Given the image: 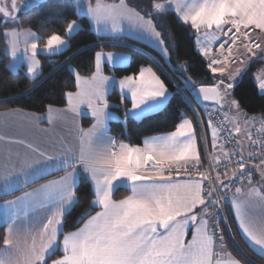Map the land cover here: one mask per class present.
I'll return each mask as SVG.
<instances>
[{
  "label": "snow or ice",
  "instance_id": "1",
  "mask_svg": "<svg viewBox=\"0 0 264 264\" xmlns=\"http://www.w3.org/2000/svg\"><path fill=\"white\" fill-rule=\"evenodd\" d=\"M39 2L29 0L24 8L30 9ZM80 7L98 32L113 38H121L125 33H140L146 40L154 42L165 57L168 49L150 18L154 15L171 10L197 33L201 29L213 28L224 35L232 33L230 41L225 40L219 45L221 51L215 56L210 47H200V53L210 57L208 68L211 73H219L223 78L213 85L198 88L190 78L185 81L204 101L211 99L220 104L231 96V90L239 83L238 77L242 79L241 68L231 67L244 63L242 56H232L231 45H235L237 40L243 37L241 45L250 57L256 55L254 49L264 53L261 44L251 38L255 29L264 31V0H165V3L151 0L152 11L147 13V19L128 7L126 0L112 4L96 0L94 6L89 0ZM18 11L17 0L10 3L0 0V22H14V13ZM78 27L73 20L65 31L71 36ZM241 28L245 31L241 32ZM4 35L14 62L18 59L19 37L33 38V42H25L22 54L28 61L27 74L35 79L40 68V61L36 58L39 45L35 42L39 37L31 30L24 33L11 30ZM208 35L205 32V37ZM67 43L61 35L53 34L39 51L55 54ZM229 43L225 49L224 45ZM94 59L95 72L91 78L83 79L76 73L77 86L83 83L85 87L77 93H66L71 111L78 112L79 105L84 104L91 109L90 116L95 118L91 128L80 130L78 151L48 154L28 145L36 153L34 157L22 159L19 166L5 165L4 171L0 172V194L25 190L54 172H65L58 180H50L32 191H23V195L15 200L0 204L4 211L3 222L7 226L4 244L12 249L4 259H0V264H47L46 258H51L57 251L62 255L53 259L52 264H240L227 253L218 225H210L207 218L211 216L207 207L218 204L213 198L217 187L221 190L229 187L222 179V175L226 179L228 173L216 172L213 175L205 170L200 180L189 179L179 183L173 179V173L189 172L200 162L192 122L184 119L171 133L145 139L143 148L124 143L117 145L113 138L107 136L110 113L107 112L106 92L110 78L101 74L102 62L114 61L116 55L100 51L95 53ZM180 68L183 70L184 66ZM257 79L264 94V73ZM113 83L118 84L122 96L129 93L131 96V108L126 109L125 120L131 118L143 122L154 119L164 114L171 103L172 93L150 67H141L138 73L124 76L119 81L113 78ZM228 104L239 111L237 100L230 99ZM220 106L223 107L222 104ZM52 111L49 106V113ZM48 119L51 120V115ZM208 123L211 126V120ZM218 131L216 128L212 131L214 148L217 147ZM234 131L240 132L238 124ZM117 147L118 151L115 150ZM224 155L228 156L227 153ZM211 159L220 163L217 156ZM239 167L242 169L244 165L241 163ZM148 172L155 175L146 174ZM82 174L92 185L93 207H99L100 211L95 215L89 212L83 227L64 233L65 218L80 202L77 190ZM204 181H208L207 189ZM125 184L130 187L132 195L114 200V190ZM241 191L240 188L235 189L237 194ZM248 196L264 201V192L259 189L250 190ZM233 204L242 238L264 255V215L253 218L248 212L247 201H233ZM199 205L206 207L201 209L203 215L198 218L196 208ZM41 212L43 218L34 224L32 217ZM190 225L193 229L191 239L186 240ZM22 233L23 240H20ZM60 236L62 241L58 240Z\"/></svg>",
  "mask_w": 264,
  "mask_h": 264
},
{
  "label": "trees",
  "instance_id": "2",
  "mask_svg": "<svg viewBox=\"0 0 264 264\" xmlns=\"http://www.w3.org/2000/svg\"><path fill=\"white\" fill-rule=\"evenodd\" d=\"M27 2L29 0H18L19 13L14 22H0V109L21 108L42 113L51 105L65 106L66 93L77 88V79L72 68L82 75L91 76L95 72L96 52L124 51L131 55L130 63L114 68L107 66L108 73L124 77L138 73L144 65H150L171 89L172 98L168 110L154 119L143 122L131 118L125 120L124 113L131 107V101L124 98L118 90H114L109 95V100L113 103L112 109L119 112L123 119L111 121L109 132L120 140L141 145L148 136L171 132L186 116H191L197 131L202 133L196 113L200 103L191 90L185 94L184 90L177 91V89L189 78L197 87L213 85L223 77L219 73H211L208 59L197 47L196 31L190 25L182 23L174 11L169 10L151 17L168 49V59H166L152 46L131 37H124L121 41L115 42L109 36L98 35L93 30L88 16L78 11L73 0H40L37 6L25 10L24 5ZM126 2L145 16L152 11L151 0H126ZM73 20L80 23V28L69 36L65 30L68 23ZM14 27L35 30L40 35L41 45L45 44L51 35L58 34L68 38L69 46L57 54L48 55L39 52L42 73L33 79L23 69L14 71L9 67L11 57L6 52L4 33L6 29ZM262 61L257 59L247 70H244L242 79L231 90V96L222 101L223 107L216 106L220 111L223 109L232 114L264 117V94L261 93L254 74L257 65ZM181 65L184 66L183 70L180 68ZM230 99L239 102V111L228 104ZM90 123L91 121L87 119L83 121L85 126ZM77 194L80 202L71 215L65 218L64 233L79 228L88 219L89 212L94 214L98 210L97 207H93L92 201L95 196L92 193V185L85 175L80 177ZM129 194L128 188L119 187L113 197L121 199ZM227 215L228 223H223V236L228 240L229 248L244 264H264V257L254 252L237 231L228 209ZM4 238L5 232L2 229L0 248L4 246ZM60 254L61 252L57 251L47 259V264Z\"/></svg>",
  "mask_w": 264,
  "mask_h": 264
},
{
  "label": "crops",
  "instance_id": "3",
  "mask_svg": "<svg viewBox=\"0 0 264 264\" xmlns=\"http://www.w3.org/2000/svg\"><path fill=\"white\" fill-rule=\"evenodd\" d=\"M73 1L75 2L77 9H79V3L87 4L89 2V0H79V3H77L76 0H73ZM90 2L93 4V6L96 4V0H90ZM105 2L108 4H112V3H118L119 0H105ZM160 2L165 3V0L160 1ZM127 5H128V7L135 9L134 7L129 5L128 3H127ZM135 10L137 12H139L137 9H135ZM80 13L84 14V10ZM140 14L142 16H145L142 13H140ZM145 18L147 19L149 17L145 16ZM153 23H154V21H153ZM91 25H92L93 30L98 35L106 36L102 31L98 32L96 29V26L93 23H91ZM27 29L28 28H24L23 30H27ZM156 30L159 32L157 27H156ZM258 31H259V35H260L262 41L264 42V31H261L259 29H258ZM19 32L24 33L26 31H19ZM205 32L209 33V35L207 37H205ZM220 35H221V33H217L215 28H213V29H201L200 32H198V33L196 32V43H197V47H198L199 51H200L201 45H204V46L210 47L211 53H212L213 44L219 39ZM35 36L39 37V40H40V36H38V35H35ZM26 37H28V36L21 35L19 37V42L21 43V41H23V39L26 40L27 39ZM109 37H111V36H109ZM124 37H131L133 39L142 41V42L152 46L153 48H155L159 52H161V54L165 57V55L162 53L160 48L155 46L154 42H150V41L146 40L143 37V35H141L140 33H137V32H133L131 34L125 33V34H123V36L121 38L111 37V39H113V41H115V42H119ZM216 37H218V38H216ZM63 38L68 42L67 46H69L68 38L67 37H63ZM161 38L163 39L162 36H161ZM198 38H199V43H198ZM32 40H33V38H32ZM39 40L35 41L39 45L37 53H39V49H43L44 45H45V44L41 45L39 43ZM67 46L64 49L56 52L55 54L64 51L67 48ZM164 46H165V42H164ZM6 48H7V38H6ZM100 51H104L105 53L111 52V53L116 55V59L114 61L102 62V64H101V74L110 78L108 90L106 92V99H107L108 104H109L107 112L110 113V118L107 121V128H108L107 136L113 138L116 141L117 145H119L120 143L130 144L127 141L120 140L119 138L115 137L114 135H112L109 132V126H110L111 121L123 119V116L119 112L112 109L113 103L109 100V95L114 90H118L121 93L118 84L113 83V78L115 81H119L120 79H123V77H117L111 73H108L106 71V67L109 66L111 68H114L117 66H126L131 61V55L127 52H124V51H115V50H100ZM100 51H98V52H100ZM44 53L48 54V55H52L51 53H47V52H44ZM212 55H213V53H212ZM120 57H126L127 59L122 61L120 59ZM165 58L168 59V54H167V57H165ZM206 58L208 60L210 59V57H206ZM258 59H262L263 61L260 64L261 66L256 67L255 70H257L258 76H261V73H264V54L261 53V50L259 51V58ZM11 61H12V57H11L10 63H11ZM10 63H9V65H10ZM28 66L29 65L27 63H25L23 65V68H22L26 73H27ZM237 66H239L241 68V75H243L244 70H242V69H244V67L242 65H231L232 68H235ZM142 67H150L153 69L154 72H156V74L158 76H160V74L152 66L144 65ZM72 70H73L75 76H76V73H78L79 76L83 79H89L93 75L92 74L91 76H85V75L80 74L75 68H72ZM41 73H42V67H41V61H40V68L38 70L37 77ZM254 74H255V72H254ZM255 77H256V74H255ZM257 77H256V80L258 82ZM160 78L163 80V78L161 76H160ZM238 80H240L239 77H238ZM165 85L167 86L169 92L172 93L171 89L168 87L166 82H165ZM84 87L85 86L83 85V83H81L79 87L77 86V88L75 90L69 91V92L77 93V92L81 91ZM123 97L131 101L130 93L128 95H124ZM73 103H75V101ZM51 108L54 110L51 113H49V107L45 112H42V113L30 111V110H25V109H21V108L0 109V172L4 171L5 165H13L14 164V165L19 166L22 159L34 157L36 155V153H34L28 147V145H32L34 148H38L41 151H44L48 154L66 153V152H68V150H71L73 153L78 151V149L80 147V130L83 129L86 131L89 128H91L92 125L95 123V118L90 116L91 109L87 108V105L81 104V105H79L78 112H73L70 110L71 105L68 103V99H67V104L65 106L51 105ZM49 115H51V120L48 119ZM84 119L90 120L91 123L89 125L85 126L83 124ZM184 119H188L192 122V126L194 129V140H195L196 147L199 151V158H200V162L198 165L206 164L211 159L212 156H217L218 158H223V157H226L224 155L225 153L229 154L230 149L225 147V146H222L220 144V138H219L218 132H217V140H216L217 147H215V148L213 147L212 131H213V128H215L214 126L208 125V126H206V128L204 126L202 128L203 129L202 133H199L197 131L196 126H195L194 120L191 116H186ZM255 123H257V122H255ZM261 123H264V122H261ZM249 130H247L245 132V131L240 129V132L236 133L237 143H238L241 151L245 155L250 154V151H251L250 144L248 141V131ZM171 132L155 134V135L148 136L147 138L154 137V136H165ZM147 138H145V139H147ZM130 145L138 146L141 148L144 147V144H141V145L130 144ZM115 150L118 151L119 150L118 147ZM17 157H19L20 159H18ZM190 163H194V162H190ZM68 171H71V169H69ZM77 171L78 172L81 171L79 167L77 168ZM146 174L153 175V176L155 175L154 173H151V172H148ZM63 175H65V172H63V171L54 172L53 174L48 175L45 179H40L38 182L32 184L30 187H28L25 190L15 191L12 194H0V204L5 203L6 201L15 200L16 197L23 195V191H32L33 189L39 188L40 185L45 184L50 180H58ZM82 175H84V174H82ZM165 175H167V173H165ZM172 175H173V179L179 183H183L184 181L189 180V179H191V180L202 179V178H198V177L176 176L174 174H172ZM120 187L128 188L130 190V194L128 196L132 195L131 189L127 184L122 185ZM252 189H259L262 192H264V171H262L260 169H255V175H254L252 181H250V183H248L247 185H244L241 188L242 191L239 194H237L235 192L228 201L227 209H228L229 215L234 220L236 229L239 232V234L241 235V237H242V233L240 232V230L238 228L233 201H247L248 205H249L248 212L253 218H257V217L264 215V201L260 200L259 198L250 199L248 196L249 191ZM0 192H2V190H0ZM114 192H115V190H114ZM114 192H113V194H114ZM124 198H121V199H124ZM113 199L117 200V201L121 200V199H115L114 197H113ZM205 200L207 201L206 197H205ZM204 207H206V205H199L196 208V212L198 213V218L200 215H203L201 213V209ZM97 208H98L97 211H100V208L99 207H97ZM207 210H208V208H207ZM43 215L44 214L42 212L34 214V216L32 217L33 223L38 224L39 221L43 218ZM92 215H95V213ZM207 218L209 219V224L212 225L211 224V216L207 217ZM3 221H4V211L2 209H0V233H1L2 229H4L5 236H6L7 235V226L4 224ZM80 227H83V225H81ZM77 229H75L73 231H76ZM192 231H193V229H192V226L190 225L189 226V234L186 237V240L191 239V232ZM70 232H72V231H70ZM19 239L23 240V233L21 234ZM58 240L62 241V237L61 236L58 237ZM244 241H245V239H244ZM224 244L226 246L227 253H230L232 257L239 260L240 264H244V262L229 248L228 240L225 237H224ZM246 244L249 246L248 243H246ZM250 248L254 252H256L257 254L261 255L257 250H254L252 247H250ZM11 252H12L11 247L4 244V246L2 248H0V259H4L5 256ZM61 255H62V252L60 255H58L54 259L60 258ZM262 256L264 257V255H262ZM46 259H48V258H46ZM50 264H52V260L50 261Z\"/></svg>",
  "mask_w": 264,
  "mask_h": 264
},
{
  "label": "built area",
  "instance_id": "4",
  "mask_svg": "<svg viewBox=\"0 0 264 264\" xmlns=\"http://www.w3.org/2000/svg\"><path fill=\"white\" fill-rule=\"evenodd\" d=\"M227 27V26H226ZM235 30L233 29V32ZM245 31L241 28V32ZM232 37V33L224 35L221 33L219 39L213 44L212 53L217 55L221 49L219 45L224 43L225 40H229ZM251 38L258 41L263 46V41L259 35L258 29H255L251 32ZM243 37L236 41L233 47L232 56H242L244 63L243 64H233V65H243L244 70H247L256 59L259 58L260 49H254L256 52L255 56H249L245 54V50L241 45ZM230 46L225 44L224 47L227 49ZM231 59V58H230ZM184 87H179L182 91ZM199 110H196L197 117L202 128L208 126V121L211 120L212 126L216 129H219L218 134L220 138V144L230 149V152L227 157L219 158L220 163L217 164L214 160L210 159L204 165H196L195 168H192L189 172H180L179 175L173 173L176 176H187V177H198L202 178L201 173L205 170H209L213 175L216 172L223 174L225 171L228 173V177L225 179L222 175V179L225 180V184H228L227 189L221 190L217 187L216 192L214 193V199L218 201V204L208 206V211L211 213V224L215 223L218 225L219 229L223 234V223H228L227 215V205L231 196L235 193L236 188H242L249 181H252L255 175V169H260L264 171V123H255L248 131V141L250 144V154L245 155L236 140V132L231 126L229 121L223 115V113L214 106H209L203 103H200ZM243 164L244 167L241 169L240 164ZM198 169V170H197ZM230 172L233 174L230 176ZM209 186L208 181H204V187L207 189ZM208 200V197L205 195Z\"/></svg>",
  "mask_w": 264,
  "mask_h": 264
},
{
  "label": "rangeland",
  "instance_id": "5",
  "mask_svg": "<svg viewBox=\"0 0 264 264\" xmlns=\"http://www.w3.org/2000/svg\"><path fill=\"white\" fill-rule=\"evenodd\" d=\"M7 2H11V0H7ZM82 3H79V11L80 12H82L83 11V9L80 7V5H81ZM1 15V14H0ZM76 23H77V25L79 26L77 29H76V31L80 28V23L78 22V21H76ZM24 28H21V29H19V28H8V29H6L5 30V32L6 31H11V30H16V31H28V30H31V32L32 33H34L35 35H38V36H40L35 30H33V29H31V28H28L27 30H23ZM75 31V32H76ZM63 37V36H62ZM27 39L26 40H24L23 39V41H21V43L19 42V44H18V59L14 62L13 61V58H12V61H11V63H10V65H9V67L12 69V70H14V71H18V70H20V69H22L23 68V65L25 64V63H27L28 64V61H27V59L23 56V54H22V49L25 47V42L27 41V42H29V43H31V42H33V40H32V38H31V36H28V37H26ZM68 47V46H67ZM9 50H10V45L8 44V39H7V48H6V51L9 53ZM39 52H41V51H39ZM44 53V52H43ZM38 60H39V57H38V53H37V57H36ZM40 61V60H39ZM255 61H257V59L255 60ZM13 64H14V67H13ZM257 64V63H256ZM261 65H257V67H260ZM242 70H244V69H242ZM255 72V74H256V77L258 76V73H257V70H255L254 71ZM185 81L186 80H184V82H183V85L181 86V87H184L183 88V90H184V93L185 94H187L186 92H189V90H191V92H192V94H193V89L192 88H190V87H188L187 85H186V83H185ZM182 90V91H183ZM201 105V104H200ZM212 106H214L215 107V105H212ZM221 112L223 113V115L225 116V117H227L226 119L229 121V123L231 124V126L233 127V128H235L236 126H237V124L239 125V127H240V129L241 130H243V131H247V130H249L252 126H253V124L255 123V122H257V123H261V122H264V117H260V116H255V115H253V116H245L244 117V115L242 114V113H238V114H232V113H230V112H228V111H226V110H221ZM201 129H202V126H201ZM203 130V129H202ZM233 173L232 172H230V176L232 175ZM248 183H250V181L248 182ZM247 183V184H248ZM247 184H245V185H247Z\"/></svg>",
  "mask_w": 264,
  "mask_h": 264
},
{
  "label": "water",
  "instance_id": "6",
  "mask_svg": "<svg viewBox=\"0 0 264 264\" xmlns=\"http://www.w3.org/2000/svg\"><path fill=\"white\" fill-rule=\"evenodd\" d=\"M17 4H18V0H17ZM17 8H18V5H17ZM18 9H19V8H18ZM18 13H19V11L16 12V13H14L15 18L18 16ZM200 86H202V85H200ZM200 86H197L196 88H198V87H200ZM203 86H210V85H203ZM193 94H194L196 100H197L199 103H203V104L210 105V106L215 105V106H218V107H221L220 104L223 105V102H222V101L220 102V104H217L214 100H211V99L208 100V101H204V100L201 98V96L198 95V93H197L196 91H194V90H193ZM210 95H211V94H210Z\"/></svg>",
  "mask_w": 264,
  "mask_h": 264
},
{
  "label": "flooded vegetation",
  "instance_id": "7",
  "mask_svg": "<svg viewBox=\"0 0 264 264\" xmlns=\"http://www.w3.org/2000/svg\"><path fill=\"white\" fill-rule=\"evenodd\" d=\"M18 5V4H17Z\"/></svg>",
  "mask_w": 264,
  "mask_h": 264
}]
</instances>
